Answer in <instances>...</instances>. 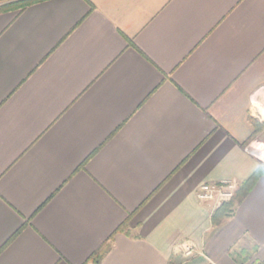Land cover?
I'll use <instances>...</instances> for the list:
<instances>
[{"label": "crops", "instance_id": "crops-1", "mask_svg": "<svg viewBox=\"0 0 264 264\" xmlns=\"http://www.w3.org/2000/svg\"><path fill=\"white\" fill-rule=\"evenodd\" d=\"M264 0L0 12V264H264ZM186 239L203 254L185 257Z\"/></svg>", "mask_w": 264, "mask_h": 264}, {"label": "built area", "instance_id": "built-area-1", "mask_svg": "<svg viewBox=\"0 0 264 264\" xmlns=\"http://www.w3.org/2000/svg\"><path fill=\"white\" fill-rule=\"evenodd\" d=\"M241 183L235 179H224L219 181H209L201 184L197 190V198L200 202L205 203L215 210L226 202L231 201ZM177 251L185 257H192L203 254L197 243L190 239L181 241L177 245Z\"/></svg>", "mask_w": 264, "mask_h": 264}, {"label": "trees", "instance_id": "trees-1", "mask_svg": "<svg viewBox=\"0 0 264 264\" xmlns=\"http://www.w3.org/2000/svg\"><path fill=\"white\" fill-rule=\"evenodd\" d=\"M39 1L43 0H0V12L24 8ZM263 173L264 168L260 167L249 179L241 183L234 199L224 203L214 211L212 220L215 229L222 224V221L226 217H229L234 213L236 206L251 191V189Z\"/></svg>", "mask_w": 264, "mask_h": 264}, {"label": "rangeland", "instance_id": "rangeland-1", "mask_svg": "<svg viewBox=\"0 0 264 264\" xmlns=\"http://www.w3.org/2000/svg\"><path fill=\"white\" fill-rule=\"evenodd\" d=\"M235 197H236V196H235ZM235 197H234V198H235Z\"/></svg>", "mask_w": 264, "mask_h": 264}]
</instances>
